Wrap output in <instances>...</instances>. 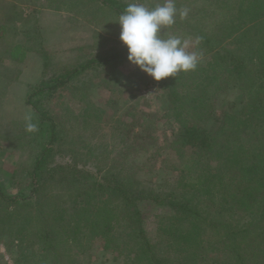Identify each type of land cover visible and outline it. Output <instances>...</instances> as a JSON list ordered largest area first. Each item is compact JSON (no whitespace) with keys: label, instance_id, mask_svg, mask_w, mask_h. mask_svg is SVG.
Here are the masks:
<instances>
[{"label":"trees","instance_id":"16d2710c","mask_svg":"<svg viewBox=\"0 0 264 264\" xmlns=\"http://www.w3.org/2000/svg\"><path fill=\"white\" fill-rule=\"evenodd\" d=\"M98 1L117 15L128 6ZM215 1L216 9L176 17L195 38L194 50L208 58L163 81L172 104L173 142L182 143L172 188L140 185L127 165L104 171L99 163L109 157L93 147L84 158H94L99 176L80 168L77 158L48 162L67 129L30 98L51 94L92 66L118 63L127 48L30 89L28 104L46 136L31 172V196L21 200L0 186V235L9 238L14 264H85L82 254L94 240L124 253L123 264H195L203 250L214 249L210 230L220 237L216 243L226 244L230 261L248 264L242 249L264 244V0ZM233 91L236 98L217 113V96ZM216 201L220 207L212 212ZM226 210L236 218L219 215Z\"/></svg>","mask_w":264,"mask_h":264},{"label":"rangeland","instance_id":"374dc122","mask_svg":"<svg viewBox=\"0 0 264 264\" xmlns=\"http://www.w3.org/2000/svg\"><path fill=\"white\" fill-rule=\"evenodd\" d=\"M117 1L127 5L141 3L149 9L164 2ZM175 4L178 10L188 9L187 17L196 8L216 9L215 0H175ZM118 17L98 0H0V186L5 193L21 200L30 198L34 161L46 141L45 130L36 122L32 105L28 104L30 89L87 60H98L127 48L119 39ZM161 32L165 38L174 35L188 39V50L195 51V38L186 24L176 22ZM29 52L33 57L25 60ZM197 53L201 60L208 58L206 53ZM127 57L128 54L115 64L92 66L74 74L51 94L47 91L30 98L31 103L49 111L67 129L48 162L65 163L77 158L80 168L99 176L94 158H84L87 148L93 147L95 153L103 152L109 157L99 163L104 171L127 165L140 185L169 189L175 186L174 163L182 147L179 141L173 142L175 126L169 115V91L164 78L155 80ZM235 98L234 91L228 96L220 94L213 109L218 113L225 101ZM26 114L38 124V131H25ZM219 207V202H214L212 212H218ZM219 215L237 216L227 210ZM150 230L158 238L153 225ZM209 234L208 239L220 247H211L215 254L214 249L203 250L195 264H218L219 259L225 260L222 264H237L229 260L226 244L216 243L220 237L212 235L211 230ZM160 237L166 239L161 233ZM7 239V235H0V264H14ZM159 246L164 248L163 244ZM247 246L242 252L248 264H264V244ZM176 251L180 252L178 255L182 253L179 245H175ZM123 254L103 249L100 241L94 240L82 258L85 264H123ZM193 262L188 259L185 263Z\"/></svg>","mask_w":264,"mask_h":264},{"label":"clouds","instance_id":"9594fccd","mask_svg":"<svg viewBox=\"0 0 264 264\" xmlns=\"http://www.w3.org/2000/svg\"><path fill=\"white\" fill-rule=\"evenodd\" d=\"M177 14L185 19L188 9L178 10L175 0H164L152 9L141 3H129L116 20L120 25L119 39L128 50V60L157 81L195 70L201 58V54L188 50V39L174 35L165 38L161 32L176 22ZM24 119L26 132L38 131V124L30 114Z\"/></svg>","mask_w":264,"mask_h":264},{"label":"crops","instance_id":"0c3cea01","mask_svg":"<svg viewBox=\"0 0 264 264\" xmlns=\"http://www.w3.org/2000/svg\"><path fill=\"white\" fill-rule=\"evenodd\" d=\"M31 57H33V53L29 52V53H27L25 60L30 59ZM40 66H41V64L39 63V66L37 65L36 69L39 70V69H40ZM35 82H36V81H35ZM35 82H31V83L34 84ZM26 107H27V106H26ZM29 109H30V108L27 107V110H28V112L30 113L31 110H29Z\"/></svg>","mask_w":264,"mask_h":264}]
</instances>
